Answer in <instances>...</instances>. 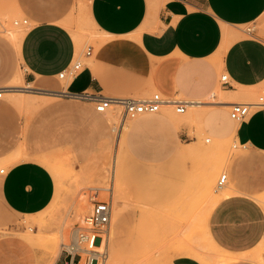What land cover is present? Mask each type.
Returning <instances> with one entry per match:
<instances>
[{
    "label": "crops",
    "instance_id": "crops-1",
    "mask_svg": "<svg viewBox=\"0 0 264 264\" xmlns=\"http://www.w3.org/2000/svg\"><path fill=\"white\" fill-rule=\"evenodd\" d=\"M75 1L0 0V8L31 21L18 42L9 38L25 74H18L8 55L13 47L3 38L0 74L42 92L88 90L136 98L156 91L168 98L200 102L189 122L174 120L175 125L195 124L207 138L233 137L239 144L227 172L230 194L211 212L210 235L228 251L223 258L226 264H264V205L258 200L264 196V110L240 124L230 117L232 104L264 82V41L241 38L237 28L259 23L264 0H88L89 20L102 39L97 48L88 47L92 56L85 59L82 74L64 85L59 75L77 59V40L67 28ZM224 73L232 87H221ZM218 88L225 92L224 99L208 102ZM91 111L99 114L81 105H50L35 129L27 131L18 108L0 99V164L12 163L0 173V264H42L38 250L11 230H16L20 219L38 216L50 207L55 179L40 158L69 141L66 126L71 121L79 147L82 123L84 130L95 134L93 122L100 120ZM171 112L166 108L134 120L126 130L131 143L144 142L151 147L145 152H170L164 149L168 143L161 135L176 133L165 117ZM123 218L124 213L115 224L118 249L115 239ZM179 257L172 264H200L196 258Z\"/></svg>",
    "mask_w": 264,
    "mask_h": 264
},
{
    "label": "rangeland",
    "instance_id": "rangeland-1",
    "mask_svg": "<svg viewBox=\"0 0 264 264\" xmlns=\"http://www.w3.org/2000/svg\"><path fill=\"white\" fill-rule=\"evenodd\" d=\"M88 14V0H76L67 18V28L75 41L76 37L82 39L81 43L77 42V59L83 58L88 47L97 48L102 39ZM23 19L28 18L0 8V38L10 41L9 38L17 30L25 31L28 27L15 25V22ZM29 23L31 24L30 20ZM237 28L241 38H258L264 41V17L258 24ZM248 29L253 32L249 33ZM10 43L13 48L8 55L15 61L18 74L24 75L16 46L11 41ZM5 76L0 74V86H15L18 91L8 95L5 93L2 99L18 108L25 119L27 131L35 129L39 118L48 111L50 105H81L94 110L91 104L65 100L59 95L57 97L36 92L25 94V83L18 84L14 78L10 80L8 75ZM62 82L64 85L67 83ZM219 90L220 88L216 95ZM154 93L156 91L135 97L147 99ZM262 95L264 82L241 102L254 103ZM35 96L49 101L48 106L36 107L24 102ZM208 102L216 101L209 99ZM92 113L100 120L92 125L97 131L91 135L84 130L86 123H82L78 127V130L82 129L83 136L80 147L73 137L75 127L71 121L66 126L69 135L71 134L69 141L51 149L40 158L55 179L54 200L42 214L20 219L16 230H11V233L26 238L38 250L42 264H67L69 257L65 249L75 241L76 230L84 225L85 217L92 210V207L82 206V197H86L89 202L91 196L110 201L113 196L111 191L101 193L96 187H114L115 192L118 190L125 209L121 232L115 239L122 256L121 264H172L173 260L181 258L179 256L196 258L194 260L200 264H217L222 260L228 251L221 249L213 241L209 231V218L216 204L230 194L227 191L228 185L220 189L218 181L228 172L230 162L239 150L234 148L237 144L235 139L231 137L225 141L208 143V135L202 133L195 124L180 127L175 125L176 120L180 124L189 122V117L198 113L196 107L191 108L186 115H178L172 108L171 115L165 117L176 128V133L168 131L161 135L168 143L164 149L170 152H145L151 147L141 141L137 145L132 144L126 132L133 120H127L123 125L119 112L105 115L94 111ZM185 117L188 118L183 119ZM114 128L116 130L113 131ZM10 164L11 161L0 164V170H7ZM258 200L264 205V196L258 197ZM6 232L8 230L1 233ZM207 235L209 238H206ZM57 250H61L58 256L55 255ZM108 252L110 253L109 242ZM83 257L81 264L85 263L86 255Z\"/></svg>",
    "mask_w": 264,
    "mask_h": 264
},
{
    "label": "built area",
    "instance_id": "built-area-1",
    "mask_svg": "<svg viewBox=\"0 0 264 264\" xmlns=\"http://www.w3.org/2000/svg\"><path fill=\"white\" fill-rule=\"evenodd\" d=\"M15 25L29 26V20L15 22ZM252 33V29H248ZM92 56V49L84 53L83 58L75 59L59 75V79L70 83L77 79L86 69L85 59ZM221 87H232L231 78L224 73L220 79ZM5 89L0 88V99L5 95ZM51 95H59L64 99H71L89 103L93 105L96 112L105 115L110 112L120 113L122 124L127 120H136L143 115H153L160 113L164 108L170 106L174 108L179 115L186 114L190 107V102L180 98H168L160 92L154 93L150 98L139 99L134 97H116L105 96L100 93L90 92L88 90L80 93H73L68 90L62 91H44ZM215 95V93H213ZM264 110V95L260 96L254 103L239 102L233 103L230 109V117L236 123L247 121L255 112ZM114 130V129H113ZM239 144L234 146L237 149ZM0 173H5L1 169ZM229 183L227 173L223 174L219 181L220 189L226 187ZM92 210L85 217L84 225L76 230V239L70 248L65 249L68 253L69 260L67 264H81L86 255L84 264H106L109 257L107 231L112 223V203L110 201L99 200L97 196H91Z\"/></svg>",
    "mask_w": 264,
    "mask_h": 264
},
{
    "label": "bare ground",
    "instance_id": "bare-ground-1",
    "mask_svg": "<svg viewBox=\"0 0 264 264\" xmlns=\"http://www.w3.org/2000/svg\"><path fill=\"white\" fill-rule=\"evenodd\" d=\"M3 24H4V22H3ZM8 25V24H7ZM27 27H29V26H27ZM24 33H25V31H23V30H17V32H15V33H13L12 34V36L10 37V39L12 38L13 40H15V41H19L20 39H21V37L24 35ZM11 39V40H12ZM23 39V38H22ZM76 40H77V42L79 43H81V40L82 39H78L77 37H76ZM20 46V45H19ZM21 78V77H20ZM19 82H21V81H19ZM3 88H6V87H3ZM34 88V87H33ZM31 86H29V87H26V89H27V91H23V92H25V94H26V92H36V93H41L42 95L43 94H48V93H45V92H42V91H37V90H35V89H33ZM18 88L17 87H15V86H10V87H7V89H5V93H7V95L9 94V93H15V92H17L18 90H17ZM33 89V90H32ZM22 92V91H21ZM223 93H225V92H223V90H219L218 91V94L216 95V93H215V95L211 98V99H214L216 102H218V101H222V99H224L223 98ZM28 94V93H27ZM31 94V93H30ZM227 94V93H226ZM51 95V94H50ZM55 96H57L56 94H54ZM219 95V96H218ZM23 96V95H22ZM45 97H46V95H44ZM44 96H42V97H44ZM52 96V95H51ZM224 96H226V95H224ZM36 97V96H35ZM33 97V98H27L24 102H26L27 104H29V105H35L36 107L37 106H45V105H47L48 103H49V101H47V100H45V99H38V97ZM49 97V96H48ZM48 97H46V98H48ZM58 97V96H57ZM21 100V99H20ZM21 102H22V100H21ZM201 103L200 102H198V101H191L190 102V107H189V109H188V112H189V110L191 109V108H194V107H197V106H199ZM26 106V105H25ZM166 108H171L172 109V107H170V106H168V107H166ZM166 108H164V109H166ZM164 109L160 112V113H162L163 111H164ZM187 112V113H188ZM186 113V114H187ZM186 114H183V115H186ZM179 115V114H178ZM143 116H146V115H143ZM196 116V115H195ZM142 117V116H141ZM140 118V117H139ZM199 118V117H198ZM134 121V120H133ZM236 123V122H235ZM121 128V127H120ZM114 130H116V128H114ZM121 131V130H120ZM122 135V134H121ZM214 140H212V139H210V138H206V142H208V143H211V142H213ZM223 145V144H222ZM225 146V145H224ZM221 148V147H220ZM219 154V153H218ZM218 156V155H217ZM47 162V161H46ZM51 163V162H50ZM59 165V164H58ZM66 173V172H65ZM208 179V178H207ZM97 188V190H100L101 191V193H102V191H111V195H113L112 196V199H111V203H112V223H111V226H110V228H109V230L107 231V241L109 242V247H110V253H109V257H108V262H109V264H121V259H122V256L120 255V250L115 246V244H114V235H115V224H116V222L118 221V219L122 216V214L124 213V211H125V209H124V206L122 205V200H120V196H119V194H118V190L115 192V189H114V187H111V188H106V187H96ZM80 191V190H79ZM94 191V190H93ZM96 191V190H95ZM94 191V192H95ZM90 192V191H89ZM100 193V194H101ZM93 194V193H92ZM89 198V197H88ZM262 199V198H261ZM84 205L85 206H88V208L90 207V209H91V207H92V203L91 202H89V201H87V199H86V197H82V206L84 207ZM211 206H212V204H211ZM77 216V215H76ZM205 219V218H204ZM180 220V219H179ZM66 224H67V221H66V223L64 224L65 225V227H66ZM207 228V227H206ZM206 230V229H205ZM206 238H209V236L207 235L206 236ZM209 242V241H208ZM73 244V243H72ZM181 244V243H180ZM71 247V245L70 246H68V248H70ZM190 249H193V248H190ZM61 251V250H60ZM60 251L59 250H57L56 252H55V255L56 256H58V254L60 253ZM190 251H193V250H190ZM219 251V250H218ZM194 253V252H193ZM124 257V256H123ZM228 262V260L227 259H222V260H219V262L217 263V264H226ZM131 263V262H130Z\"/></svg>",
    "mask_w": 264,
    "mask_h": 264
}]
</instances>
